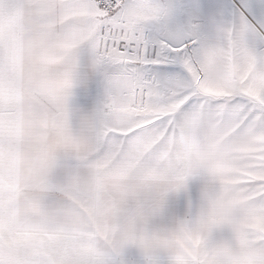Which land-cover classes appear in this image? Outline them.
Listing matches in <instances>:
<instances>
[{
    "label": "snow or ice",
    "instance_id": "snow-or-ice-1",
    "mask_svg": "<svg viewBox=\"0 0 264 264\" xmlns=\"http://www.w3.org/2000/svg\"><path fill=\"white\" fill-rule=\"evenodd\" d=\"M0 264H264V0H0Z\"/></svg>",
    "mask_w": 264,
    "mask_h": 264
}]
</instances>
